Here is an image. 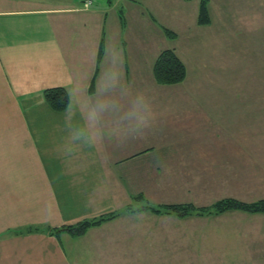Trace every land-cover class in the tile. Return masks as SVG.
Wrapping results in <instances>:
<instances>
[{
	"label": "rangeland",
	"instance_id": "374dc122",
	"mask_svg": "<svg viewBox=\"0 0 264 264\" xmlns=\"http://www.w3.org/2000/svg\"><path fill=\"white\" fill-rule=\"evenodd\" d=\"M147 1L151 5H147V8L152 10L161 24L176 32L177 36H167L147 16L152 23L150 26L148 23L142 26L144 28L141 32H144V36L133 37L132 29H121L120 17L117 15L121 5L117 7L114 4L113 10L106 16L109 24V31L105 35L107 48H122L126 46V42L128 47L139 46L137 40H140V45L151 46V52L157 49L158 52L159 48L174 49L187 67V77L183 82L172 85L159 84L154 76L155 82L150 84L147 77L145 81L136 79L135 83H132V79L124 80L129 93H134L138 88H146L153 98L156 120L142 134L109 135V130L119 122V114L114 112L113 117L103 114L101 128L104 135L98 146L74 140L70 134L72 131L66 130L68 127L72 128L68 125V120L76 122L75 127L82 122L81 119H75L78 114L77 106L73 107L72 116L61 112L52 115L47 110L42 111L40 105L45 104L44 91L51 87L47 86L38 91L37 84L52 79L41 75L34 80L35 83L26 80L34 87V91L31 101L25 97L24 105L30 106H27L28 113L32 112L33 107L37 110L36 115L27 114L32 129L41 128L37 142L44 161L48 164L54 163L50 170H68V165L63 166L67 163L65 160L58 161L64 158L74 161L81 158L88 165L87 176L80 182L81 187L69 180L70 183L65 184L73 189L68 192L59 184L61 201L64 203L68 198L70 203L75 204L73 207L82 209L85 220L114 211L118 213L117 216L105 220L110 226L104 225L95 235L100 240L97 241L99 246L88 250V255L91 256L89 258L96 260L101 257L102 263L118 257L123 264H264L263 214L235 210L222 214L194 213L183 217L171 213L134 211L145 201L154 205L194 202L201 206L223 198L217 197L220 194L242 191L244 193L241 194L249 195L258 191L244 189L238 183L227 185L220 181L222 177L202 172L192 165H186L187 163L163 165L159 157L166 150L167 139H177L176 134H170L174 115L188 124L198 125L201 129L211 119L230 124L232 128L238 126V132L230 135L231 140L242 135L240 132L249 131L251 127L257 128L260 125L264 128V2L213 0L212 9L209 4L210 23L199 24L198 18L192 19L191 14L184 18L181 15L180 19L169 16L174 8L171 10L172 6L165 7L163 4L174 1ZM183 10L186 12V9ZM104 15L100 17L103 19ZM97 17L95 21L99 24ZM128 25L131 26L130 23ZM156 27H159L158 31ZM92 40L89 38V47ZM122 65L118 63L120 68ZM120 71L125 73L124 69ZM27 72L28 70H24L22 75L25 77ZM51 77L55 78L52 74ZM55 79L58 82L65 80L63 76ZM100 81L99 90L103 82ZM116 89L119 90L118 102L123 111L127 108L125 99L128 96L121 95V90ZM70 92L72 99L75 98L73 88ZM174 96L181 98H173ZM96 97L99 98L98 95ZM208 98L211 101L207 102ZM109 140H117L118 146L115 143L109 145ZM186 140L194 142L198 139L195 135H190ZM126 146L137 148V152L144 154L153 152L138 161L143 153L136 156L131 154L123 162H116L117 154L120 153L122 157L134 151L131 148L124 149ZM107 157V162L112 163L111 165H103ZM102 167L109 168L111 173L104 172L100 177L101 182L97 178ZM134 168L141 170L136 175L132 172L134 178L128 177L130 169ZM144 168L149 171L146 175L143 173ZM193 169H196L195 173ZM118 173L119 180L116 179ZM100 186L104 188H99ZM261 193L263 192H259ZM137 195L142 197L138 199ZM254 198L244 197L246 200ZM103 207H109L111 211L101 213Z\"/></svg>",
	"mask_w": 264,
	"mask_h": 264
},
{
	"label": "crops",
	"instance_id": "0c3cea01",
	"mask_svg": "<svg viewBox=\"0 0 264 264\" xmlns=\"http://www.w3.org/2000/svg\"><path fill=\"white\" fill-rule=\"evenodd\" d=\"M171 1L174 3L163 4L165 7L172 6L171 10L174 8V11L169 10V16L180 19L181 15L184 18L185 15L191 14L192 19L198 18L201 0ZM213 2L210 0L211 9ZM263 2L264 0L261 4ZM114 4L117 7L121 5L120 11H117L121 29H132L133 37L144 36V32H141L144 28L142 26L145 23L150 26L152 23L148 17L162 30L165 26L159 22L157 16H154L152 10L147 8V5L151 7L147 0H96L89 9L82 7V0H0V264H123L118 257L107 259L104 263L101 257L96 260L89 258L91 256L88 255V250L99 246L97 241L100 240L95 238V235L104 225L110 226L108 221L92 226L87 233L78 236L67 230H63L59 235L45 231L17 232L25 227L38 225L63 227L86 218L85 212L79 207H73L75 204L70 203L68 198L64 203L61 201L58 186L61 183L68 192L73 188L65 183L74 182L81 187L80 182L82 183L87 176L88 165L84 164L81 158L79 161L64 158L58 161L65 160L67 163L63 166L68 165L70 167L68 170L64 171V168L61 172L58 169L54 172L50 170L54 163L48 164L44 161L37 142L41 128L33 130L28 118V114L36 115L37 110L33 107L32 112L28 113L29 105L26 107L24 105L25 97L31 101L34 91V87L26 80L35 83L34 80L41 75L52 79L36 83L38 91L47 86L53 88L50 85L65 87L70 96L67 109L62 111L52 109L45 99V90V104L40 105L41 110H47L52 115L61 112L72 116L73 107L76 105L78 114L75 119L82 120L77 126L84 123L86 114L84 104L89 101L95 103L98 99L96 97L99 91L98 84L101 83L100 80L103 81L105 71L110 66L123 64L121 68L118 67L124 69L125 81L132 79V83H135L134 80L145 81L147 77L149 84L155 82L153 63L164 48H159L158 52V49L151 52V46L140 45V40H137L139 46L128 47L126 42V46L122 48L115 47L110 50L107 48L105 35L109 31V24L106 16L113 10ZM183 9H186V12ZM103 14L105 15L102 19L100 15ZM96 16L99 24L95 21ZM156 30L158 31L159 27H156ZM89 38L93 39L91 47ZM102 39L104 54L98 60ZM112 50H115L116 54ZM24 70H28L25 77L22 75ZM51 74L57 79L63 76L65 80L61 81L64 82H58ZM93 82L94 89L91 91ZM71 88L75 97L79 98V104L74 103ZM40 93H37L39 97ZM111 95L119 101V90H113ZM127 99L128 97L125 100ZM209 101L210 98L207 102ZM103 114L113 117L114 112L105 111L101 114L99 123L102 128ZM174 117L170 134H176L177 139H167L166 150L159 157L163 165L187 163L186 165H192L202 172L222 177L220 181L227 185L238 183L244 189L258 190L255 194L243 195L242 191H237L238 193L233 191L217 197H236L245 201L264 197V128L260 125L257 128L251 127L249 131H242L240 132L242 135L231 140L230 135L238 132L236 131L238 126L232 128L230 124L211 119L205 122L201 129L198 125L179 120L180 117L176 115ZM67 123L72 128L68 127L70 129L67 128L66 132L70 130L73 132L77 123L71 120ZM199 133L201 134L198 138ZM190 135H195L198 140L187 141ZM114 143L118 146L117 140L108 141L109 145ZM126 147L124 149L131 148L134 151L122 157L120 153L117 154L116 162H123L122 160L131 154L133 156L144 154L141 151L137 152V148ZM172 150H175V153H172ZM152 152H145L142 157L136 158L137 161L145 159V156ZM107 159L109 158L104 159L103 165L112 164L108 163ZM98 162L101 165L99 159ZM196 169H193L194 173ZM100 170L101 174H98L97 181L102 180L100 177L104 172L106 174L110 172L107 167ZM140 170L141 168L130 169L127 176L134 178ZM147 170L148 168H144V175L149 173ZM132 172H135V175ZM116 179L119 180V173ZM78 189L81 190L79 187ZM245 196L255 198L246 200ZM109 211L111 208L103 207L101 213Z\"/></svg>",
	"mask_w": 264,
	"mask_h": 264
},
{
	"label": "trees",
	"instance_id": "16d2710c",
	"mask_svg": "<svg viewBox=\"0 0 264 264\" xmlns=\"http://www.w3.org/2000/svg\"><path fill=\"white\" fill-rule=\"evenodd\" d=\"M211 21L209 12V0H201L198 23L209 24ZM165 34L169 37H176L177 34L168 27H163ZM104 54V39L101 40L98 60ZM154 76L159 84L172 85L183 82L187 77V67L183 60L179 57L174 49L168 48L163 50L157 57L154 68ZM91 91L94 89V82L91 85ZM45 99L48 105L58 111L68 108L70 104V96L65 87L57 86L48 88L45 91ZM142 195H137L140 199ZM144 200V199H143ZM242 211L251 214H264V197L253 201H245L236 197H223L215 200L209 205H196L194 202L185 203H168L154 205L148 201L139 205L138 209L134 211H149L153 213H167L177 214L179 216H186L189 214L206 215V214H222L228 211ZM116 211L103 215L94 219H84L75 224L64 225L63 227H50V226H33L19 229L17 232H32V231H45L52 235H59L63 230H67L74 235H83L92 226H97L112 217L117 216Z\"/></svg>",
	"mask_w": 264,
	"mask_h": 264
},
{
	"label": "clouds",
	"instance_id": "9594fccd",
	"mask_svg": "<svg viewBox=\"0 0 264 264\" xmlns=\"http://www.w3.org/2000/svg\"><path fill=\"white\" fill-rule=\"evenodd\" d=\"M119 88L121 95H127V108L121 111L118 99L111 95L113 89ZM101 93L103 95L101 96ZM95 103L86 102L84 123L73 128L72 138L85 144L98 146L102 141L104 132L100 126V116L105 111L119 114V122L109 130V135H128L130 133L142 134L144 129L153 125L157 112L153 98L146 88H138L134 93H129L124 85L123 73L116 65L110 66L104 74L101 89ZM74 103L79 104V98H74Z\"/></svg>",
	"mask_w": 264,
	"mask_h": 264
},
{
	"label": "built area",
	"instance_id": "2783aa9c",
	"mask_svg": "<svg viewBox=\"0 0 264 264\" xmlns=\"http://www.w3.org/2000/svg\"><path fill=\"white\" fill-rule=\"evenodd\" d=\"M96 3V0H82V7L84 9L91 8Z\"/></svg>",
	"mask_w": 264,
	"mask_h": 264
}]
</instances>
